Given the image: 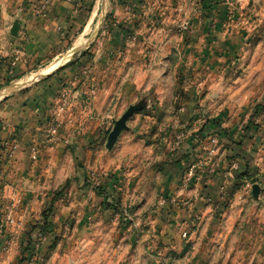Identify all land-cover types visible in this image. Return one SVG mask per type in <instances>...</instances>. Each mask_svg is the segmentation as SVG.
<instances>
[{"label": "crops", "instance_id": "0c3cea01", "mask_svg": "<svg viewBox=\"0 0 264 264\" xmlns=\"http://www.w3.org/2000/svg\"><path fill=\"white\" fill-rule=\"evenodd\" d=\"M98 1L0 0V160H6L9 145H18L13 168L5 169L2 175L28 177L38 187L46 179L81 178L82 185L70 189V210L75 208L74 212L77 210V203H72L74 194L79 199L88 194L83 200L87 205L85 210L91 211L103 200L91 186H85L92 172L107 175L102 179L103 187L109 190L107 197L111 196L110 189L114 185L127 179V187L119 190L123 196L122 206L133 205L130 209L144 210L150 203V191L157 190L162 195L158 203L162 209L178 208L179 242L185 249L190 248V242L192 249H199L197 260L195 253L192 254L196 264H244L233 260L237 258L250 261L255 258L251 247L230 246L237 237L233 235L236 223H232L231 218L224 222L215 216L216 208L225 207L233 200L228 199L230 196L239 197L247 191V175L237 180L225 178L232 173L233 165L243 172L245 162L232 158L238 149L232 147L234 142L229 135L224 138L225 146L217 157L211 151L207 152L212 143L208 145L211 133L198 135L196 126L189 124L191 115L188 114L193 116L195 109L192 113L189 108L184 112L176 107L180 96L176 99L174 92L166 95L153 87V79L148 81V75L143 71L139 73L141 57L138 58L135 51L140 45L125 43L122 41L124 31L109 26V40L92 43L86 52L62 64L52 63L72 49L75 36L80 31L84 33L92 19L94 22L98 14L99 19L104 15L106 0L101 1L99 13L93 12ZM129 1L112 0L110 18L130 15L131 20L119 26L129 27L131 32L135 8L140 0ZM16 21L21 26L18 35L13 36L11 32ZM206 47L201 46V52ZM162 56L159 63L162 65L176 60L168 54ZM72 61L75 62L68 66ZM47 63L53 67L39 72L38 69ZM33 74L34 79L24 83V79ZM141 75L144 76L139 77ZM62 93H67L70 98V106L64 113L59 111ZM145 97L149 99L148 108L129 120L128 129L109 153L105 144L116 121V108L120 105V111L124 104L132 105ZM188 125L189 129L185 128ZM51 129H56V133ZM254 130L256 128L249 125L247 140L251 139L253 144L262 142L261 133L258 137L252 136ZM242 155L249 159L248 155ZM247 162L253 170L254 166L249 160ZM76 163L83 167L80 169ZM254 173L249 171L248 176L253 177ZM257 177L263 176L255 173L254 178ZM70 210L65 209L62 214L67 216ZM78 210L81 213V209ZM205 210L215 211L214 218L206 219ZM87 221L85 225H88ZM219 223L232 226L228 235L214 233ZM61 224L58 220L56 232H62ZM78 224L82 223L79 221ZM184 234H187L186 238H183ZM131 238L136 236L132 234ZM59 253L62 254L54 249L50 255L58 258ZM17 255L16 250L7 258H1L0 254V264H15ZM64 257L68 258V253Z\"/></svg>", "mask_w": 264, "mask_h": 264}, {"label": "rangeland", "instance_id": "374dc122", "mask_svg": "<svg viewBox=\"0 0 264 264\" xmlns=\"http://www.w3.org/2000/svg\"><path fill=\"white\" fill-rule=\"evenodd\" d=\"M101 1L93 12L99 13ZM105 4L103 18L99 20L98 14L94 22L92 19L84 33L80 31L75 36L72 49L67 53L87 47L95 35L93 44L109 40V26L122 29V41L140 45L135 51L137 57H141L139 73L143 71L148 75V81L153 79V87L166 95L174 92L176 99L180 96L176 107L184 112L188 108L195 109L193 116L187 113L191 115L189 124L196 126L198 135L211 133L208 145L212 143L207 152L211 151L217 157L225 146L224 138L229 135L234 142V145L231 142L232 147L238 149L232 158L245 162V166L249 160L254 166L250 171L263 176L254 178V173L248 182L264 186V0H140L135 8L131 32L129 27L119 26L124 21L129 22L131 16L110 18L113 2L106 0ZM218 5L221 8L217 9ZM201 46L206 47L205 52H201ZM67 53L52 63H64L66 57L70 59ZM167 54L176 60L159 64L162 55ZM51 67L53 65L47 63L38 70L42 73ZM34 74L24 82L33 80ZM152 90L149 89L147 94ZM129 106L131 104H124L120 111V105L116 108V121ZM249 125L256 128L253 137L261 133L262 142L253 144L251 139L247 140ZM185 128L189 129V125ZM17 152V144L9 145L6 160H0L1 258H7L16 250L18 260L15 264H196L192 254L195 253L197 260L199 249H192V242L188 244L190 250L185 249L179 242L178 208L162 209L158 204L162 195L157 190L150 191L146 209L135 211L130 209L133 205L122 206L123 196L119 190L127 187V179L114 185L110 189L111 196L107 197L109 190L102 184L107 175L92 172L85 186H91L103 200L91 211L85 210L87 205L83 200L88 194L83 199L74 194L72 203H77L74 212L75 208L70 210V189L82 185L81 178L46 179L38 187L28 177L2 175L5 169L13 168ZM242 154L248 155L249 159ZM76 166L83 167L80 163ZM235 171L238 169L232 170L233 179ZM231 198L233 200L227 206L216 208L215 216L217 220L225 222L231 218L232 223H236L233 235L237 237L230 246H249L255 252V258L250 261L245 258L233 260L264 264V195L261 194L257 202L252 190H247L239 197L228 199ZM65 209L70 210L67 216L62 214ZM124 209L129 212L127 219L123 215ZM215 211L204 212L206 219L214 218ZM143 218L146 223L141 221ZM58 220L62 221V232H56ZM86 221L88 225H85ZM241 221L243 226L240 228ZM231 228V225L226 227L219 223L214 233L227 234ZM57 229L60 231V227ZM132 234L135 239L131 238ZM54 249L62 252L58 258L50 255ZM65 253L68 258L64 257Z\"/></svg>", "mask_w": 264, "mask_h": 264}, {"label": "water", "instance_id": "95a60500", "mask_svg": "<svg viewBox=\"0 0 264 264\" xmlns=\"http://www.w3.org/2000/svg\"><path fill=\"white\" fill-rule=\"evenodd\" d=\"M103 16L104 15H102L99 20H101L103 18ZM20 26H21L20 22L16 21V23L13 26L12 32H11V34L13 36L18 35ZM95 36L91 37L90 42H89L87 47L80 48V49L76 50L75 52L71 53L70 58H76L81 53L85 52L86 49H88V47L90 46V44H92L94 42V40L96 38ZM65 61H67V58L65 59ZM148 101H149L148 97L142 98L137 104L129 106L127 111L123 114V116L119 120L114 121L113 129L109 133L106 144H105L107 151L110 152L115 148L121 134L128 129L129 120L135 114L143 112L144 110H146L148 108ZM262 192H263V189L260 185H257V184L253 185L252 196H253V199L255 201L258 202L260 200L259 197L262 194Z\"/></svg>", "mask_w": 264, "mask_h": 264}, {"label": "built area", "instance_id": "2783aa9c", "mask_svg": "<svg viewBox=\"0 0 264 264\" xmlns=\"http://www.w3.org/2000/svg\"><path fill=\"white\" fill-rule=\"evenodd\" d=\"M70 106V98L68 96L67 93H62L61 97H60V104H59V111L61 113H64ZM51 132L52 133H56V129H51ZM211 153V152H210ZM214 154V153H212ZM238 167L236 165H233L232 166V169L231 170H237ZM225 178H233L232 177V173H228ZM245 187L247 190L251 191L252 190V187H253V184L252 183H249V182H246L245 183ZM123 215L124 217L129 218V212L128 210H125L123 211ZM186 234H184V238H186Z\"/></svg>", "mask_w": 264, "mask_h": 264}, {"label": "trees", "instance_id": "16d2710c", "mask_svg": "<svg viewBox=\"0 0 264 264\" xmlns=\"http://www.w3.org/2000/svg\"><path fill=\"white\" fill-rule=\"evenodd\" d=\"M86 54V53H85ZM75 61H72V63H70L68 66H71L73 63H74ZM251 169H250V167L249 166H244V169H243V171L244 172H239V169H238V171H235V179L237 180L238 178H243V177H245L246 175H247V178H246V181L248 182V178L249 179H251L252 178V176H248V172L250 171ZM239 172V173H238ZM245 181V182H246ZM252 184H253V182H251ZM255 183V182H254Z\"/></svg>", "mask_w": 264, "mask_h": 264}, {"label": "bare ground", "instance_id": "6f19581e", "mask_svg": "<svg viewBox=\"0 0 264 264\" xmlns=\"http://www.w3.org/2000/svg\"><path fill=\"white\" fill-rule=\"evenodd\" d=\"M74 51H75V50H74ZM74 51H73V52H74ZM27 82H28V81H27ZM22 83H23V82H22ZM24 83H26V82H24ZM18 85H21V82H20ZM16 86H17V85H16ZM18 87H20V86H18ZM11 89H12V88H11ZM8 91H9V90H8Z\"/></svg>", "mask_w": 264, "mask_h": 264}]
</instances>
